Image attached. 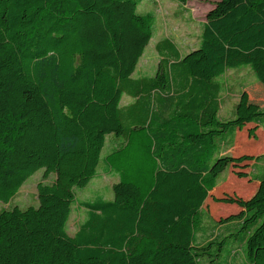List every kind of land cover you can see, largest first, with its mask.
<instances>
[{
    "label": "trees",
    "instance_id": "16d2710c",
    "mask_svg": "<svg viewBox=\"0 0 264 264\" xmlns=\"http://www.w3.org/2000/svg\"><path fill=\"white\" fill-rule=\"evenodd\" d=\"M141 1L0 0V201L40 168L54 175L37 182V205L0 209V264H201L215 242L240 249L236 264H264V172L245 170L264 153H223L218 142L229 129L256 138L264 126V0L214 1L196 45L183 51L163 36L153 74L134 76L157 30ZM242 65L255 75L252 99L221 120L218 79ZM124 94L132 100L122 105ZM134 131L149 183L116 170V149L102 169L119 174L112 197L77 199L106 135L126 146ZM228 165L255 181L249 196H215ZM208 198L235 209L217 219L221 237L201 243ZM75 204L85 216L69 234Z\"/></svg>",
    "mask_w": 264,
    "mask_h": 264
},
{
    "label": "rangeland",
    "instance_id": "374dc122",
    "mask_svg": "<svg viewBox=\"0 0 264 264\" xmlns=\"http://www.w3.org/2000/svg\"><path fill=\"white\" fill-rule=\"evenodd\" d=\"M214 1L216 0H187L185 3H180L177 0H142L138 5V11L140 13H146L147 11L154 12L157 18V30L145 47L137 64L134 76L153 74L159 58L154 44L161 37L166 36L172 38L183 51H187L196 45L202 23L205 20V15L212 7ZM218 80L222 83L223 87L220 95L221 102L218 117L221 120H228L234 117L236 109L241 104V99H246L245 101L249 100V98L252 99V93L245 87L250 81L255 80V75L250 66L242 65L237 68H229ZM131 100L132 98L124 94L121 104H126ZM260 104L263 106L264 102ZM137 133L139 131L132 132V137L129 141L130 145L127 144L126 146L124 145L125 137L123 135L118 136L112 133L106 135L96 175L85 186L75 188L77 199L94 200L100 196L108 199L112 197L111 185L118 180L119 174L114 170L111 173H106L102 169L107 155L116 149L120 151L111 155L112 159L113 157H117V162L114 164L116 170H124L129 176H137L138 180L144 186L149 183L150 171L148 165L150 162L147 159V151H145L147 147L143 141V135ZM243 133L245 134L242 129L234 132L232 129H229L223 133L218 139L223 153L234 154L237 151L255 154L264 153V126H261L260 130L256 132V138L248 137L247 135H243ZM230 168L232 166L228 165L220 173L217 186L224 187L217 188L214 193L218 194L215 196H220L225 193L249 196L256 186L255 181L250 180L249 175L239 178L235 174L238 168ZM247 168L245 170L249 172L248 174L258 175L264 172V160L255 162L251 168ZM140 169L142 171H139ZM42 171L43 168H40L30 175L23 182L18 192L8 202L0 201V209L13 205H18L21 208H25L28 205H37V182L40 180L49 182L54 177L53 174H49L47 178L43 179ZM204 209H206L204 214L209 218L206 217L204 219L203 229L197 234L198 242L201 243L213 236H217L216 240L221 237L223 225L219 226L216 221L218 218L234 210L235 207L225 202L214 201L212 198H208ZM84 216L85 208L75 204L67 224L69 234H73L76 231ZM243 246L244 244H242ZM237 249L227 242L225 244L215 242L209 248V254L201 257L200 263L233 264L234 262L236 264L243 259L242 252L240 249Z\"/></svg>",
    "mask_w": 264,
    "mask_h": 264
},
{
    "label": "crops",
    "instance_id": "0c3cea01",
    "mask_svg": "<svg viewBox=\"0 0 264 264\" xmlns=\"http://www.w3.org/2000/svg\"><path fill=\"white\" fill-rule=\"evenodd\" d=\"M220 110V109H219ZM223 152V151H222Z\"/></svg>",
    "mask_w": 264,
    "mask_h": 264
}]
</instances>
